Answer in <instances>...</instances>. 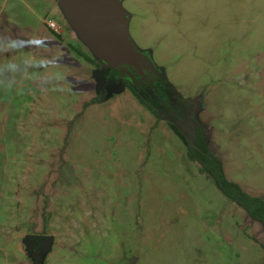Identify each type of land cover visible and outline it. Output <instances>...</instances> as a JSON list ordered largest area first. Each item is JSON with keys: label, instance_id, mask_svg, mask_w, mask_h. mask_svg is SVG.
<instances>
[{"label": "rangeland", "instance_id": "1", "mask_svg": "<svg viewBox=\"0 0 264 264\" xmlns=\"http://www.w3.org/2000/svg\"><path fill=\"white\" fill-rule=\"evenodd\" d=\"M122 6L178 93L159 117L59 0H0V264H34L38 234L53 238L40 264H264V226L170 126H201L228 178L264 197V0Z\"/></svg>", "mask_w": 264, "mask_h": 264}, {"label": "water", "instance_id": "2", "mask_svg": "<svg viewBox=\"0 0 264 264\" xmlns=\"http://www.w3.org/2000/svg\"><path fill=\"white\" fill-rule=\"evenodd\" d=\"M71 25L83 41L99 57L106 67L137 84L136 77L147 79L154 73H162L148 53L139 51L129 26L130 15L124 10L122 0H59ZM47 235H30L39 240L37 253Z\"/></svg>", "mask_w": 264, "mask_h": 264}, {"label": "trees", "instance_id": "3", "mask_svg": "<svg viewBox=\"0 0 264 264\" xmlns=\"http://www.w3.org/2000/svg\"><path fill=\"white\" fill-rule=\"evenodd\" d=\"M76 51L87 61L94 63V60L83 51ZM127 85L135 91L139 100L158 117L160 116L159 108L167 106L171 109V99L178 96V93H176L167 80L163 90L159 93L153 91L154 94L149 97L144 95L131 82H127ZM170 126L188 148L187 153L190 160L200 165L201 173L212 179L225 196L245 209L251 218L264 226V197L255 196L247 192L240 183L228 178L223 161L211 150L203 128L196 125L191 131V136H188L183 129L174 122H170Z\"/></svg>", "mask_w": 264, "mask_h": 264}, {"label": "flooded vegetation", "instance_id": "4", "mask_svg": "<svg viewBox=\"0 0 264 264\" xmlns=\"http://www.w3.org/2000/svg\"><path fill=\"white\" fill-rule=\"evenodd\" d=\"M119 73L120 76L121 73L119 71H114ZM123 77V76H122ZM166 77H164V75L162 74V77L159 78L156 74L151 73L149 74L147 79H144L143 77H136L137 80V84H134L129 77L124 76L123 80L127 81V82H131L133 85H135L144 95H146L147 97L151 96L152 94L150 92H148L147 88H151V90L156 91V92H160L161 90H163L165 88V82H166ZM39 235H47V234H39ZM30 236V235H28ZM27 236V237H28ZM49 237H47V239H44L43 243L40 246V250L39 253H37L38 250V246L40 245V241L39 240H31V239H27L25 240L27 243V249L28 251L31 253V256L34 260V264H40L42 262V259L46 253V251H48L49 249H51V246L53 244V238L50 235H47ZM25 237V238H27Z\"/></svg>", "mask_w": 264, "mask_h": 264}, {"label": "built area", "instance_id": "5", "mask_svg": "<svg viewBox=\"0 0 264 264\" xmlns=\"http://www.w3.org/2000/svg\"><path fill=\"white\" fill-rule=\"evenodd\" d=\"M47 27H49L50 30H52L54 33L58 35L63 34V28L59 25V23L54 19H48L46 21Z\"/></svg>", "mask_w": 264, "mask_h": 264}, {"label": "crops", "instance_id": "6", "mask_svg": "<svg viewBox=\"0 0 264 264\" xmlns=\"http://www.w3.org/2000/svg\"><path fill=\"white\" fill-rule=\"evenodd\" d=\"M170 12L167 14V16L170 18V17H177V13L178 12H180V11H182V9L181 10H175V11H173V10H169ZM161 12H164V11H162V10H160V11H158V13L159 14H161ZM174 12V13H173ZM170 13H172V14H170ZM178 18V17H177ZM177 19H175V21H176ZM175 24H177V23H175ZM178 25V24H177ZM147 49V48H146ZM0 262H2V259H0ZM9 264V263H8Z\"/></svg>", "mask_w": 264, "mask_h": 264}]
</instances>
